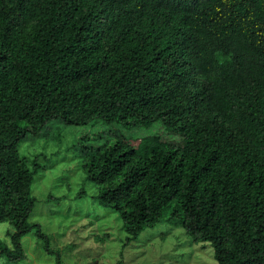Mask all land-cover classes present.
<instances>
[{"label":"trees","instance_id":"16d2710c","mask_svg":"<svg viewBox=\"0 0 264 264\" xmlns=\"http://www.w3.org/2000/svg\"><path fill=\"white\" fill-rule=\"evenodd\" d=\"M99 120L167 138L81 153L128 240L168 220L217 264H264V0H0V259L36 226L20 144Z\"/></svg>","mask_w":264,"mask_h":264},{"label":"rangeland","instance_id":"374dc122","mask_svg":"<svg viewBox=\"0 0 264 264\" xmlns=\"http://www.w3.org/2000/svg\"><path fill=\"white\" fill-rule=\"evenodd\" d=\"M95 124L69 129L52 123L47 138L20 144L19 156L33 176L30 194L35 203L28 222L36 226L21 239L23 256L0 259V264H217L212 245L196 243L192 233L168 220L127 239L120 213L102 205V184L89 176L92 157L81 153L116 144L113 135L134 145L142 144L144 137L163 141L165 130L158 123L131 129L106 127L100 120ZM12 231L9 223H0V243L10 249Z\"/></svg>","mask_w":264,"mask_h":264}]
</instances>
